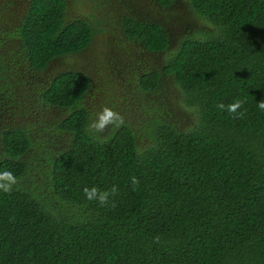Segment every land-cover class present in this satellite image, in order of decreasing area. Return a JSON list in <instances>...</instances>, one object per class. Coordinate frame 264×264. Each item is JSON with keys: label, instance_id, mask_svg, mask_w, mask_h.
Listing matches in <instances>:
<instances>
[{"label": "trees", "instance_id": "16d2710c", "mask_svg": "<svg viewBox=\"0 0 264 264\" xmlns=\"http://www.w3.org/2000/svg\"><path fill=\"white\" fill-rule=\"evenodd\" d=\"M189 1L216 29L180 40L177 50L159 22L125 15L121 27L150 53L172 49L165 67L142 83L155 91L172 76L197 124L182 132L155 121L153 144L140 153L130 125L106 139L89 132L87 74L53 76L41 98L65 111L59 129L70 136L68 148L49 157L62 206L50 210L20 184L0 191V264H264V110L257 106L264 100V0ZM66 10L67 0H29L15 34L30 68L46 70L91 44L97 20L67 21ZM5 16L0 4V25ZM237 98L245 101L242 118L217 107ZM1 142L0 172L19 179L33 146L29 132L5 131ZM132 176L140 181L135 191ZM94 185L118 191L100 206L83 194Z\"/></svg>", "mask_w": 264, "mask_h": 264}, {"label": "rangeland", "instance_id": "374dc122", "mask_svg": "<svg viewBox=\"0 0 264 264\" xmlns=\"http://www.w3.org/2000/svg\"><path fill=\"white\" fill-rule=\"evenodd\" d=\"M6 2H0L6 7L0 25V161L5 155L1 135L12 129L27 130L33 146L21 158L28 168L18 184L50 210L61 207L62 201L51 188L49 157L68 148L70 138L59 129L65 111L45 105L41 98L53 76L67 70L87 74L91 84L83 101L91 121L103 106L119 112L123 124L134 131L140 153L153 144L155 121H164L182 132L197 124L198 113L186 102L185 93L172 76L167 75L155 91H147L142 83L147 72L165 67L180 40L203 38V32L215 31L213 23L193 13L189 0H175L165 7L156 0H67V21L97 20L98 30L84 51L53 60L42 71L29 67L15 34L29 0H13L11 5ZM125 15L159 22L170 36L172 49L150 53L129 40L121 27ZM116 129L110 125L100 133L89 127V132L106 139Z\"/></svg>", "mask_w": 264, "mask_h": 264}, {"label": "clouds", "instance_id": "9594fccd", "mask_svg": "<svg viewBox=\"0 0 264 264\" xmlns=\"http://www.w3.org/2000/svg\"><path fill=\"white\" fill-rule=\"evenodd\" d=\"M245 101L237 98L234 102L224 105L223 103L217 105V107L223 111H226L232 116V118H242L244 112L239 111ZM259 109L264 110V100L257 103ZM124 123L123 116L108 106H103L96 118L91 121L89 127L95 129L97 132L103 133L110 125L119 128ZM131 183L134 185L135 191L140 184L139 178L136 176L131 177ZM18 184V178L11 171L0 172V191L10 194L13 190V186ZM118 191L116 185H113L111 189L101 190L98 186L84 187L83 194L87 201H97L100 206H104L109 203V197L115 195Z\"/></svg>", "mask_w": 264, "mask_h": 264}]
</instances>
